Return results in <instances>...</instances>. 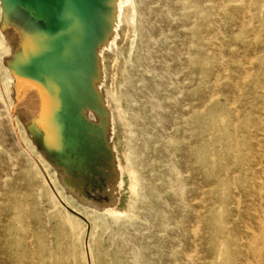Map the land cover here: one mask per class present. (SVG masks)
Listing matches in <instances>:
<instances>
[{
  "label": "rangeland",
  "instance_id": "1",
  "mask_svg": "<svg viewBox=\"0 0 264 264\" xmlns=\"http://www.w3.org/2000/svg\"><path fill=\"white\" fill-rule=\"evenodd\" d=\"M259 1L264 5V0ZM134 4L137 30L129 32L123 24L119 28L124 42L116 68L112 67L116 56L110 57L108 51L103 54L108 65L103 86L116 89L130 121L128 133V127L113 116L119 163H124L130 139L133 164L144 183L134 194L129 174L123 171L117 205L126 207L132 202L134 215L120 220L108 217L104 224L65 193L55 171L26 134L23 103L13 80L5 89L8 69L0 60V264H30L31 253L42 248L54 260L62 257L64 264H86V256L90 264H104L105 252L113 250L110 238L128 228L132 240L122 248L124 264H173V249L190 248L197 210L205 216L206 264L257 262L254 258L245 261L238 249L247 236L259 232L258 221L264 216V188L258 184H264V48L251 43L264 38V20H250L251 10L226 17L211 7L216 1H206L210 17L204 30L208 104L206 112L197 116L187 113L192 101L181 84H175L173 93L160 85L161 75L179 72L178 66L161 37L154 36L156 42L148 53L141 50L146 33L139 31V21L155 18L138 0ZM163 27L169 31L171 25L165 22ZM179 34L176 43L186 42L189 35ZM2 52L0 58L5 55ZM140 77L147 92H156L148 103V96L140 94ZM12 94L18 118L8 111ZM170 94L177 101L167 99ZM134 113L141 115L139 125L131 119ZM147 182L154 185L157 196L151 194ZM161 208L166 213L162 225L157 216ZM256 264H264V255Z\"/></svg>",
  "mask_w": 264,
  "mask_h": 264
},
{
  "label": "water",
  "instance_id": "2",
  "mask_svg": "<svg viewBox=\"0 0 264 264\" xmlns=\"http://www.w3.org/2000/svg\"><path fill=\"white\" fill-rule=\"evenodd\" d=\"M1 49L14 84L34 98L28 138L66 194L106 211L122 170L102 50L116 34L119 0H0Z\"/></svg>",
  "mask_w": 264,
  "mask_h": 264
},
{
  "label": "bare ground",
  "instance_id": "3",
  "mask_svg": "<svg viewBox=\"0 0 264 264\" xmlns=\"http://www.w3.org/2000/svg\"><path fill=\"white\" fill-rule=\"evenodd\" d=\"M206 1L208 0H138L139 6L141 7L144 6V8L146 9V12H148V15L152 14L155 18V21H151L149 17L145 18L141 16L142 18L139 21L140 22L139 31H141V33L143 32L146 33V36L144 37V39H142L141 50H144L148 53L151 43L154 41L156 42L154 36L156 35L158 37H161L160 38L161 43L164 46H166L168 50H170V53L172 52L171 57L175 58V62H176V65L178 66L179 72L176 71L175 74L168 73V72L162 74L160 85L161 86L166 85L167 88H170L171 93H173L175 84L176 83L181 84L186 89V96L189 97L190 100L192 101L191 103L187 105V108H186L187 113L197 115V116L199 115L201 116L202 114L206 112L207 104H208V100L206 96V83H207L206 82V77H207L206 65H207V60H208L207 59L208 51H207V45H206L205 38H204V30H205V27L207 26V23L209 22L210 17H209V12H208V4H206ZM214 1L217 2V5L211 6V7L212 8L216 7L222 10L223 12H225L226 17L235 18L243 14H246L247 11L251 10L253 12L252 14L253 17L250 18V20L254 19L255 17L259 21L264 20V8H263L264 5L262 1H259V0H256V1H252V0H214ZM134 3H135V0H119V15H118L119 22L116 27V34L111 40V42L109 43V45L102 50V55L104 54V52L108 51L110 54V57L113 58V56H116L114 57L113 62H112L113 68H116L117 62H119L120 55L118 56V54H119L120 46H122L124 42V40L121 38L119 28L123 24L126 26L129 32L137 30L135 27V7H134L135 4ZM0 17H1V6H0ZM165 22L171 25V28L169 31L165 30L163 27V23ZM217 23L218 21L216 22V25ZM262 26H263L262 31L264 32V23ZM180 32H183L184 34H188L189 36L186 42L183 41V43L177 44L175 37L180 36L179 34ZM3 40H4V36L2 32L0 31V47L3 43ZM255 41L257 42V44H259L260 46H263L264 48V38L257 37L251 43L253 44L255 43ZM180 45H182L183 47H179ZM2 49H3V52H2L3 55L4 54L6 55L10 51L9 48L7 47H4ZM126 50L129 51V48ZM0 60L1 61L3 60L2 57L0 58ZM103 62H104L105 77H106V75H108V65L105 59H103ZM6 72H7V76H6V83L4 87L6 90H9V85L12 82L13 78L11 77L8 71ZM179 75H182L181 76L182 78L179 79ZM140 80L142 81L139 84L140 94H146L145 97L148 96V99L146 100V102L148 103L152 101L153 98H155L156 92L152 91L153 89L147 92L145 90L147 87L145 85L144 78L140 77ZM130 83L132 86L134 85L133 86L134 89L137 90V87H135V83L132 84L133 83L132 80L130 81ZM106 92H107L108 98H110L112 102L113 116L117 117L119 123L123 127H128L126 131L129 133L131 131V129L129 128L130 121L126 115L124 108L121 105V98L119 97L116 89L107 88ZM17 93L23 103L24 110H25L24 117H26L30 113L34 112V105H35L34 98L31 95V93L23 87H18ZM171 95L172 94H170L167 97V99L177 101L176 95L174 94H173L174 96H171ZM9 97H10V102L9 104H7L8 111L9 113L12 111L13 114L16 116V118H18L17 113L14 108L13 94L12 96H9ZM0 99L2 100L1 97ZM126 99H127V103H129L130 98H128L127 95H126ZM149 111L151 112L150 117L152 118V116H154L152 115V108ZM131 119L137 125H139L138 123L141 122V115L138 113H134L132 114ZM142 132L145 133L146 132L145 129ZM30 148H31L30 151L33 153L34 147L30 146ZM133 153H134L133 147L131 145L130 139H128L127 150L124 156V163H120V168L122 170V173L125 170L129 174L132 192L134 194H137L139 192V189H142V187L144 186V183L140 179V176L137 173V171L135 170V167L133 164L134 162ZM177 173L178 172H176V174ZM260 182L258 183L259 188L262 189L264 188V184ZM146 186L148 187V189L150 190L153 196H157V191L155 190V187L152 183L147 182ZM87 208L89 209V212L95 216V218L100 219L104 224L107 223L106 219L108 217H111L112 219H115V220H120L123 218L122 216H125L126 218H132V216L134 215L132 202H130L126 207L117 205L103 212L96 211L89 207H85V209ZM160 210L161 211H158L159 213L157 214V216L159 217L160 225H162L164 221L166 220V213L164 209L161 208ZM262 215L264 214L262 213ZM204 218H205L204 214L200 210H197V219L192 225L193 239L191 241L190 248L188 250L180 249V248L173 249L172 251V254L174 255L173 264H206V255L203 251ZM258 222H259V225H258L259 232L258 233L252 232L250 236H247L248 239L246 240V242L243 244H240L241 247H239L238 249V255L243 256L245 258V261H251V259L253 260L254 258V259H257V262L259 263L264 255V216H262ZM130 233H131L130 228L125 230V232H122L120 230L118 233L116 234L114 233L112 238H110L111 239L110 246H112L113 250L105 252L104 264H124L122 260V256H123L122 248L125 242L132 240V236ZM115 235H118L119 238H115ZM81 243L83 244V240ZM82 253L85 257V252L83 251ZM55 260L53 259V256L49 254L48 250L44 248L31 253L30 258H29L30 264H64L62 257L57 258ZM85 261H86V264H90L87 256L85 257ZM257 262H255V264ZM227 263L230 264V261H227Z\"/></svg>",
  "mask_w": 264,
  "mask_h": 264
}]
</instances>
